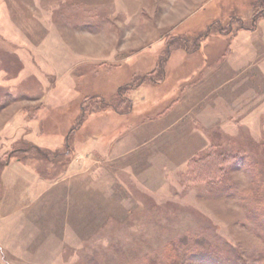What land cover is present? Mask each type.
<instances>
[{
    "label": "rangeland",
    "instance_id": "obj_1",
    "mask_svg": "<svg viewBox=\"0 0 264 264\" xmlns=\"http://www.w3.org/2000/svg\"><path fill=\"white\" fill-rule=\"evenodd\" d=\"M185 256L264 264V0H0V264Z\"/></svg>",
    "mask_w": 264,
    "mask_h": 264
},
{
    "label": "trees",
    "instance_id": "obj_2",
    "mask_svg": "<svg viewBox=\"0 0 264 264\" xmlns=\"http://www.w3.org/2000/svg\"><path fill=\"white\" fill-rule=\"evenodd\" d=\"M196 242V244H194L196 247H198V248H204V249H206V251L207 252H209L208 250H207V248H205L206 247V245H207V243H205L204 242V240L203 241H195ZM185 244H187V243H185ZM182 245H184L183 243H182ZM194 252V251H193ZM186 256L183 258V259H181L180 260V262L179 263H177V264H185L186 263Z\"/></svg>",
    "mask_w": 264,
    "mask_h": 264
}]
</instances>
